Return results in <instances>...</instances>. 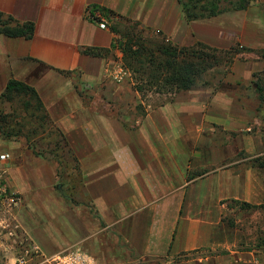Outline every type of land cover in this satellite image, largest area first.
Returning <instances> with one entry per match:
<instances>
[{
  "label": "crops",
  "instance_id": "obj_1",
  "mask_svg": "<svg viewBox=\"0 0 264 264\" xmlns=\"http://www.w3.org/2000/svg\"><path fill=\"white\" fill-rule=\"evenodd\" d=\"M262 6L264 0H253L248 10L189 21L178 0H0L5 19L35 25L30 40L0 34V95L12 79L38 92L78 165L81 184L80 196L66 202L51 190L55 176L41 168L43 162L29 160L18 143L10 146L9 155L21 165L10 164L7 186L16 197L6 196L0 209V256L6 264L36 249L44 255L82 249L95 264H122L113 252L105 254L111 244L146 264L222 246L214 240L219 225L214 217L224 209L206 201L232 198L233 178L226 144L215 140L216 125L225 132L232 121L242 127L251 112L210 87L155 95L158 102L145 105L141 117L94 109L105 99L137 93L129 83L112 80L122 53L111 50L117 38L112 21L103 15L107 29H101L95 16L100 11L93 8L139 25L146 37L230 50L237 44L264 48ZM251 65L243 69L249 79L264 67ZM202 144L209 152L204 160ZM13 151L21 155L16 158ZM197 164L224 170L196 176ZM214 264H264V256L231 251Z\"/></svg>",
  "mask_w": 264,
  "mask_h": 264
},
{
  "label": "rangeland",
  "instance_id": "obj_2",
  "mask_svg": "<svg viewBox=\"0 0 264 264\" xmlns=\"http://www.w3.org/2000/svg\"><path fill=\"white\" fill-rule=\"evenodd\" d=\"M229 1L236 4L240 2V0ZM223 7L230 9L232 6L227 2ZM260 11L264 19L263 6L260 7ZM261 31L264 33V27ZM262 39L264 41V35ZM241 47L246 48L247 51H243L237 56H232V61H226L224 54L221 55L220 64L209 70L199 80V85L196 88V90H199L210 87V89L214 90V94H227L251 112L248 119L242 122V127L237 126L241 121H232L234 126L231 128L230 126H226L230 130L225 132L224 126L216 125L217 135L215 140L217 143L226 144L225 158L227 159V165L231 164L227 168V171L231 173V177L233 178L230 184L233 194L232 198L206 201L209 207L224 209L222 214L218 212L219 214L214 217L219 223L215 230L214 240L216 243L222 244V246L191 254H183L175 258L152 261L146 264H214L218 257L229 256L231 251H238L242 255L243 253L255 252L257 255L264 256V245L262 244V239L264 238V103L260 102L259 95L255 92L253 84L255 80L254 74L261 75L264 80V67L262 70L254 72L252 79H249V72L243 70L245 67L248 68V64H252L251 67L256 68L253 65L258 62L264 66V48L253 49L240 44L232 48H239L241 50ZM221 51L226 52L228 50ZM116 63L126 69L129 72V76L122 83H117L113 78L112 80L119 85L126 82L129 83L131 85V88H129L130 92L137 93V95L131 94V96L129 95L130 99L121 98L118 101L112 99L108 101V99H105V102L95 104L93 107L97 110H105L110 114L130 117L137 115V117H141L145 112L146 106L156 104L155 101L158 102L153 98L155 95L165 94L154 92L140 94L135 88L136 80L134 73L127 68L123 54L116 59ZM133 97H138V101L141 102L135 103ZM14 109L17 110L19 117L24 116L17 104ZM1 112L5 114L12 113L11 105L0 103ZM32 128L35 129V126L32 127L30 125L29 129ZM13 133L15 136L8 139L2 137L0 133V156L11 154V151H9L10 146H13V143H18L17 145H20L26 151L22 150L23 154L28 153L29 160L35 161L33 159H37L42 161L44 166L41 168L54 174L55 183L51 189L54 193L68 203L72 200L71 198L80 196L81 184L78 165L73 155L66 148L64 140L59 136V129L50 117L45 127L38 134L35 132L29 133L28 129L20 132L17 127L13 130ZM210 140L214 139L210 138ZM204 141L208 143V139ZM205 148L206 144H202L201 160H204L209 155V152ZM13 152L16 158L21 155L19 151ZM12 161L13 157L7 162L0 161V209L6 206L3 204L6 201V196H11V198L16 197L7 186L8 179L11 176L9 171ZM20 165L21 162L13 161L12 169ZM197 166L196 176L202 177L215 171L220 172L224 170V168H205L200 164H197ZM17 175L19 176V174ZM204 187H207V185H204ZM74 202L78 206L82 205L81 200ZM27 206L29 204L27 202L26 204L24 203V207ZM109 248L105 254L113 252L116 256L121 257L122 264H145L139 257H134L132 252L130 253L124 248L118 250L111 244ZM207 258L208 261H205ZM5 261V256H0V264H6Z\"/></svg>",
  "mask_w": 264,
  "mask_h": 264
},
{
  "label": "trees",
  "instance_id": "obj_3",
  "mask_svg": "<svg viewBox=\"0 0 264 264\" xmlns=\"http://www.w3.org/2000/svg\"><path fill=\"white\" fill-rule=\"evenodd\" d=\"M178 1L182 4L189 21L217 17L228 11L247 10L252 3L251 0H240L237 4L229 0ZM227 2L232 6L230 9L223 7ZM93 9L94 13L100 11L107 20L112 21L111 30L117 38L114 39L111 50L118 49L122 52L127 68L134 73L135 88L140 94L154 92L169 95L197 88L199 80L220 64L221 55L224 54L226 61H232V56L247 51L241 47V50L231 48L224 52L201 42L190 47H179L168 42L162 35L146 37L145 31L141 30L139 25L119 19L107 9L99 7ZM34 33L33 23L21 24L11 17L5 19L0 14V34L8 38L30 40ZM111 50L105 53H110ZM254 78L255 92L259 95L260 102L264 103V80L257 74H254ZM0 103L10 104L12 110V113H0V133L4 138L15 136L13 130L16 127L20 132L28 129L29 133L38 134L49 120L38 92L23 82L10 80L0 96ZM16 104L23 112V117L17 115V110L14 109ZM30 125L35 126V129H29ZM59 136L64 140L62 133ZM262 244L264 245V238Z\"/></svg>",
  "mask_w": 264,
  "mask_h": 264
},
{
  "label": "built area",
  "instance_id": "obj_4",
  "mask_svg": "<svg viewBox=\"0 0 264 264\" xmlns=\"http://www.w3.org/2000/svg\"><path fill=\"white\" fill-rule=\"evenodd\" d=\"M95 16L97 19H100L102 21L100 23V28L106 30L107 23L105 22L103 15L101 13H96ZM128 76L129 72L120 65H118V68L114 70L112 74V78L117 83L124 82ZM10 159L11 156L9 154L0 156L1 162H7ZM4 192L6 191L4 190ZM17 202V200H13L14 204H17ZM35 257L40 258V262L38 264H95V259L81 249H74L56 255H44L38 252V250L36 249L33 253L28 252L27 255L18 258L16 264H34L32 262V259Z\"/></svg>",
  "mask_w": 264,
  "mask_h": 264
}]
</instances>
